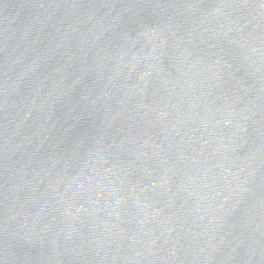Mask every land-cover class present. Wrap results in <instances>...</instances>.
<instances>
[{"label": "water", "instance_id": "1", "mask_svg": "<svg viewBox=\"0 0 264 264\" xmlns=\"http://www.w3.org/2000/svg\"><path fill=\"white\" fill-rule=\"evenodd\" d=\"M82 264H264V0H29Z\"/></svg>", "mask_w": 264, "mask_h": 264}]
</instances>
